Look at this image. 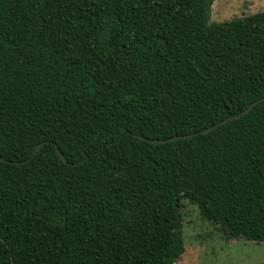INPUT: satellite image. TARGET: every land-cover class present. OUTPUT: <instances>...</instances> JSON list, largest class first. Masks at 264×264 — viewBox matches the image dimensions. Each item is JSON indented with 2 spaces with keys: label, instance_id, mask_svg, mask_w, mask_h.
<instances>
[{
  "label": "trees",
  "instance_id": "16d2710c",
  "mask_svg": "<svg viewBox=\"0 0 264 264\" xmlns=\"http://www.w3.org/2000/svg\"><path fill=\"white\" fill-rule=\"evenodd\" d=\"M214 1L0 0V264H175L188 204L264 241V100L201 132L264 98V10Z\"/></svg>",
  "mask_w": 264,
  "mask_h": 264
},
{
  "label": "rangeland",
  "instance_id": "374dc122",
  "mask_svg": "<svg viewBox=\"0 0 264 264\" xmlns=\"http://www.w3.org/2000/svg\"><path fill=\"white\" fill-rule=\"evenodd\" d=\"M264 10V0H215L211 19L223 21ZM184 216L185 251L175 264H264V241L223 239L216 227L188 204Z\"/></svg>",
  "mask_w": 264,
  "mask_h": 264
},
{
  "label": "water",
  "instance_id": "95a60500",
  "mask_svg": "<svg viewBox=\"0 0 264 264\" xmlns=\"http://www.w3.org/2000/svg\"><path fill=\"white\" fill-rule=\"evenodd\" d=\"M262 100H264V98H260V99L254 100V101L251 102V103L249 104V106H248L245 110H243L242 112L237 113V114L232 115V116H229V117H227V118H224L223 120L217 122L216 124H214V125H212V126H208V127L204 128V129H202L201 132H202V133H207V132L213 130L214 128H216L217 126H219V125H221V124H224V123H226V122H228V121H230V120H232V119H234V118H238V117L244 115L245 113L249 112V111L253 108V106H255L258 102H260V101H262ZM190 136H192V134L174 135V136H171V137H169V138H167V139H151V140H152V142H154V143H160V142H166V141H173V140H176V139H179V138H186V137H190ZM141 137H143V136H141ZM43 144H44V142H41V143L38 144V146L36 147V149H35L34 152H33V155H35V154L38 152V150L42 147ZM57 153H58V155H59L63 160H66V159H65V156L63 155V153H62V151L60 150L59 147H57ZM0 159H1V160H6V159H5L4 157H2L1 155H0Z\"/></svg>",
  "mask_w": 264,
  "mask_h": 264
}]
</instances>
